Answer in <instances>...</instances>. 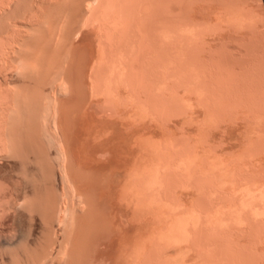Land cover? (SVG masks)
Segmentation results:
<instances>
[{
  "label": "rangeland",
  "instance_id": "374dc122",
  "mask_svg": "<svg viewBox=\"0 0 264 264\" xmlns=\"http://www.w3.org/2000/svg\"><path fill=\"white\" fill-rule=\"evenodd\" d=\"M8 1L11 2V0H5V2L3 0V2H4L3 3L0 0V5L7 7V9H9V10L11 9L10 10L11 14L8 15L7 19H5V16H2V17H4V19L1 18L2 21L0 20V24H2V25H0V29L2 28L0 30V51H1V49L3 51V52L1 51L0 54H2V53L4 54V52L10 48V46H11L10 50H13V52H11L9 50L10 53L8 55V53H7L8 50H7L6 54H4L5 57H2L3 54L0 55V57H1L0 61L5 59L4 60V63H5L6 58L8 59V63L6 61L7 64L3 63V66H1L3 61L0 62V82L2 83V88H0V90H2V92L5 91L6 97H7V95L8 96L12 95L11 98L8 97V99H10V100L13 97H14L13 99H15L18 96L21 98L23 95H24L23 99H25L27 97L31 98L33 93L34 94L35 93L36 94L47 93L48 91H50L49 85L55 84V82L54 83L51 82V81L56 80L55 77L53 78V76H56V78H57V76L59 77L56 80V84H58V86H59V82L61 84V81H59V79L62 80V78L65 76L69 77L68 81H66L67 79L65 80V78H66L65 77V78H63L62 82H67V83L69 82L70 83L72 77H88V78L91 77L92 79H94V76H96V79H94V80L100 81L101 77L109 76L108 68H109V64H110L109 59L111 57V54L112 55L114 54L113 56H115L117 54V52H111V51H109L110 54L108 51L103 52V49H105V50H108V49L109 50H113V49L114 50L115 49H118V50L125 49L126 50L127 49L126 54H128V56H129L128 58L130 59L128 61L129 64L127 67V71H128L127 73L128 74L130 73V74L127 75L126 77H128V76L131 77V75L134 74V77H133L134 79H132V81H130V83H133L135 81V83H134L135 86H133V84H132V86L135 88L138 85L136 88L140 89L142 91L143 101L148 100L150 102H153V103H151L153 106L152 109L153 110L159 109L158 111H160L161 108H158L160 106L159 104H158L159 106H156V105L154 106V103L157 104V102H159L158 97H161L160 94L158 97H155L157 95L153 94V88H154L155 84H157V78L155 77V75H157V74L155 73V70H156L155 68L157 66V63L159 62V59L163 64H165L166 59L170 61L169 63L171 65H170V67L169 66L168 67L171 70H173L172 71L173 73L170 72V76L168 77L169 82L165 81V80H163L161 82V83H163L162 88H164V89H162L163 91L161 92L162 97H163V98H161V100L163 99L162 100L163 106H161L162 107L161 111L164 114L163 113L161 114V112L158 113V111H155V112H157L156 114H161V115L154 117V115H153L154 113L151 111V114L153 113L152 114L153 117L151 118V121H150V120H148V119H150L148 117L150 115V112L146 109V111L149 112L148 113L149 115L147 116L148 119H147V117L146 118L142 117L141 119H143V118L147 119L149 121V124L153 125L152 126L153 131L147 133L150 136L153 134L152 135L153 138L148 137L147 134H144L143 137L146 135L147 138H152V140L153 139L157 140L156 141L157 143L159 140V142H160V143H158V144H160L159 146H161L163 143L165 144V142L168 143V145L163 144V146H161V147H162V149L164 147L167 149L168 153H166V151L164 153L170 155L171 159L173 158V160L172 161L168 160V159H170V157L165 156V154H163V151H161V153L159 152L160 154L159 153L158 154L161 156L163 154V156L166 157L165 158L166 160L163 158V160H165V162L161 161V162L155 163V162H157V159L159 156L157 154L155 156L156 158H154L155 167L158 166V168L161 170L162 167L160 164L164 163L166 166V164L169 163V165H171V167L168 164L166 167L168 169H170V168L172 170L174 169L177 172L181 171V169L179 170V167L178 168L176 167L177 161H179V159L176 158L177 156H175V154H178L179 152H181L183 150V147L186 146V144L188 145V143H189V145H190V143L192 144V141L193 142L197 141L195 144L193 143L192 145L197 146V149L194 147L196 150L194 153L197 154L199 152L200 155H199V153H198V155L201 157H199L198 155H195L196 156L195 165L196 164L197 165H196V167H193V169L194 168L195 169H194V171L193 170L192 171L197 174V171L201 170L199 172V176L202 172V174H201L202 177L200 176V178H202V179L198 178L199 176L196 174H195L196 177L195 176H193V177L191 176V177H192V179L195 177L194 179L197 181L202 180V182H201V185H198L199 187L201 186L199 188L200 190L196 188V187H198L197 185H194V188L192 187L189 189V186H191L190 182H189L188 183L189 186L187 187L189 190L188 191L187 189H185L186 187H184V184H183L182 186L184 187L185 190H187L184 193L188 194L187 198H185L183 201H181L178 197L176 198L173 196H172V198H174V199L168 197L167 199H169V200L166 199L167 200L166 201L164 198L159 197V195L162 192L164 193L165 191H168L167 189H169V186H167V185L169 184V182H170V184H172V185H170L169 191L172 190V192L173 191L182 192L181 190L183 189V187L180 184L176 185L175 182L172 183L171 180H169V178H168L169 181H167L168 184L166 182H164L165 179H163V178H167L166 176L168 175V173L166 174L165 172H163L165 170L162 169L161 170V172H163V174H162V173H160V170L157 168L158 169L157 172L159 171L160 175H165V176H161L162 178H160L159 173H158L159 181L161 179V181L163 182L162 183L160 181V184L162 183V186H164L166 184V186H164L163 188L160 187L161 189L157 186L158 189H160V190L157 189V191H156L157 196H153V197L154 198L156 197L155 200L157 199L160 202V204L158 202H156L159 204V207H160V205L162 207L164 204H165L164 206H166L167 208L170 206L172 213L176 214V216H174L172 218H171L172 215L168 216L171 213L169 210H168L169 214L166 216V214L168 213V211H166L167 208H165L163 206V208H165L163 210V209L158 208L157 205L156 206L154 205L152 208H150L149 210L151 213L150 212H149L150 214L146 213L147 214L146 215L145 212H147V211L145 210V212H144V209L142 207V211L144 212L145 216H147V218L144 217L143 213H142V217H144L146 220L148 219L147 221L144 218L142 219V245L145 247H143V246H141V247L144 249L145 254H143L144 251L141 249L143 251L141 253L142 257L139 261H136V263L137 264H251V263L252 264H264V213H263V211L259 209L262 212V213H260L258 211V208L256 210L255 209L256 207L254 208L253 206L251 207V209L250 208L247 209L245 207L247 210L244 209V207H243V209H242V207L239 209L240 206L236 207V205H234L235 208L237 209V213L239 214L238 215L236 213V209L235 208L232 209V207H233L232 203L233 202H231V205H230L229 204L230 201H228V197L227 196L225 197V194L228 192L226 190L227 188L221 190L223 192L222 193L223 195L218 194V193H221V191H220V189L218 190L216 188L217 186L215 184L216 182H218V181H215V179L218 178L217 180H219V178H220L217 176H219V175L221 176V174H219L221 171L219 172V170L224 169V171H227L226 173H227L228 179L230 177H232V179H233V177H234L233 180H235V181L237 180L239 185L238 184H236V185L239 186L238 188H240V186L242 185V186H244L243 188L245 190H247V191L252 190V192L257 189L253 193H257L259 191V188H260V190H262V188L264 189V63L262 61H260V63L258 62L259 60H264V0H253V1L252 0H250V1L246 0V2L247 1L253 2V4L249 3V2L247 3L249 6V9L253 8L252 12H251V10L248 11V9H247V13L250 12L252 14L253 12H255V14L254 13L253 14L257 18L255 20V17L253 14H252L253 16L252 15L250 16L248 14L247 18H249V21H251V22L250 23L247 22V26L249 25V27H247V28H250V29L248 31V30H245L242 28L241 29L242 31H240V33H242L243 35H246L245 36L246 38L244 36H242V37L238 36L237 37L236 33H234V34L229 33L228 34V32L222 33L221 31L216 30L213 26L214 25L213 23L216 20L215 19L216 16H215V14L212 13L213 11L209 10V8H213L216 5H214L215 3L209 2V1H213V0H209V1L205 0L206 2L202 1L203 4H202V6L200 5V7L202 9L204 8L205 9L204 11L206 13L201 12V14L200 13H196V14H197V16L205 14L206 18H202L204 16H199V17H197V19H198V21H200L202 19H205V21H207V19H208L207 22H210L211 24H213V25H211L213 28L210 27V25L208 24V26L205 29L206 30L209 29V30L207 32L204 31L206 33V36L204 33L205 38L203 37V39L206 42L205 45L206 44L208 45V47L205 46V49H207V48L209 49V47H210L211 49H209V50L215 51V49L217 50V48L219 47V49L217 50L218 52H220L219 50L221 49V51L225 52V54L231 55V56L238 55L239 52H242V53H240V55L241 54L243 55L244 46L246 49L248 48V49L254 50L256 53L255 52H253V53H255L257 56L260 55L259 56L260 59H259V57H257L258 63H255V64H257L256 67L260 66L259 68H257V69H259V71H258L259 73H257L258 76L256 75L258 78L257 77H255V78H257L258 81H261L262 87L260 89V93H258V94H260L259 96H255V97L249 96V98H248V96H245L246 98H248V99L245 98L246 100H248V102L245 101L246 104H244L245 102H243V103L241 102L243 105L241 103H239V99H241V98H239L237 96H233L234 99L231 96H229V97H231L230 98L231 101H230L228 99L229 98L228 96H226L227 99L223 98V100H220V98H216L215 94H211V96H213V98L210 96H209L210 98L209 97H207V98L200 97V99H199V100H201L200 104L202 103V105H205V106L200 105V107H199V104L197 105L196 103H194L196 106H198V108L193 104V102H195L197 100H195V98L192 96H189L190 97L189 98L188 96H186L184 94L185 87L187 86L188 83H186V81H187L186 78L184 79V77H183V72L188 67V64L186 61L188 60V54H187L188 53V46H187V44L189 42H187V41H189L190 39L192 41V39H194V36H196L197 33L194 34L192 32H188V31L183 32L182 31L181 34L178 36V39H175V41L173 42L175 44L172 43V41H173L172 36H171V39L169 40V43L164 44V42L161 43V41H159L157 35L153 31L154 29L153 30L150 29L152 27V25L149 26L150 28L148 27L150 30L149 29L143 30V32L140 33L141 31H140L139 27L138 26L135 27L134 25H136V24L133 23V21L135 19H137L136 18L137 16L135 17V19L133 17H132L133 19L131 18L132 19L131 23L128 21L129 23H127V24H131V25L134 24L133 25L134 28L131 25L129 26V28H126L127 30L124 32L125 36L121 35L122 34L121 32L119 33L121 28L119 29V31H117L118 29L116 30V28L113 27L114 29H110V32H108L109 30L107 29V27L110 26V24L107 22L108 26L106 27L105 22L102 23L103 22L102 17H100V19L102 21L101 23L104 24V26L100 27L99 25H97L98 23L100 24V22H99L100 20L98 22L95 21V24L97 23L95 25L94 20H97L96 17H94L95 15L93 17H91L92 14L88 12L87 7L85 8V6H87V4L86 5L83 4V3H87L86 0H83L84 2L81 1V3H79L80 0H15V1H12L11 3H9ZM215 1H218V0H215ZM222 1L223 0H221V2ZM238 1H240V0H238ZM229 2L227 0V3H229ZM232 2L233 1H231V3ZM242 2L244 4L241 2L240 3L243 4L244 7H240L241 9L239 7H236V5L239 3H236V4L234 3L235 8H237L235 10H236V12H238V11H241L243 9V10H245V13L242 10L238 14L242 15V13H243L244 16H247L246 15V8H248V6H247V4L245 5L244 0ZM8 3L11 5H7ZM209 3H210V6L208 5ZM216 3L218 4V2H216ZM225 3H226V1H225ZM231 3H229L228 5L231 6V8H232L233 6L230 5ZM204 4H207V5H204ZM212 5H214V6H212ZM251 5H252V7H251ZM239 6H241V5L239 4ZM141 7L142 8L144 7L145 9L147 8L145 6H141ZM151 8H153V7H151ZM151 8H150V12L154 11V10L151 11ZM85 9L88 13L85 11ZM232 9H234V8H232ZM23 10L25 11V13L23 12ZM146 12L148 13L149 11H146ZM86 13L88 15L90 14L88 16L90 18L86 17L87 16ZM182 13L180 14V16L178 15V17L181 18V19L179 18V22H177L178 18L175 19L176 23H178L180 25L179 28H181V26H182L181 24H184V22H182V21H184L186 19L185 17H184L185 19L183 18L184 14L182 16ZM127 15H131V14H127ZM138 15H139L138 17H140V13ZM147 15L149 16L150 14H147ZM147 15L145 17L148 20ZM249 16L252 17L251 20H250ZM168 17L172 23L173 20H171L172 18L170 19L171 15H169ZM91 18H94V20H92ZM108 18L110 19V17H108ZM108 18H105V19H108ZM86 19H88V20H86ZM182 19H184V20H182ZM152 20L153 19H151L148 22L150 23ZM4 21H5V23H4ZM105 21H109V20H105ZM252 21L253 22L255 21L254 24L252 23ZM148 22H146V23H148ZM180 22H182V23H180ZM110 23H111V21H110ZM115 23H116V21H115ZM135 23H137V22H135ZM171 23L169 21L167 23V30L170 32L172 30L171 29V26H172ZM251 23L253 24V26H251L252 25ZM262 24H263V26H262ZM137 25H138V23H137ZM162 25H163V30L165 31L166 30L165 23H163ZM9 27H11V28H9ZM99 27L102 29H99ZM118 27H120V26H118ZM245 31H247V33H245ZM1 32L2 33L4 32L5 35H3ZM112 32H114V33H112ZM152 32H154V33H152ZM6 33H7V35H6ZM150 34H151V36H150ZM153 34L155 36L157 43L154 42L155 40H154ZM118 35L119 36L121 35V36L119 37ZM189 37H193V38L189 39ZM239 37L245 39V41L243 40L244 43L243 42L241 43V41L239 40ZM236 39H238V40H236ZM8 40H9V42H8ZM142 40H145L144 44L142 43ZM251 40H254L255 42L251 41ZM15 41H16V43H15ZM184 41H186V42H184ZM247 41H248V43H247ZM101 42H102V47H101ZM116 43L120 47H118L116 45ZM19 44H21V45H19ZM98 44H100V47L102 49L99 47ZM251 44H252V46L248 47ZM158 45H160V46H158ZM121 46H122V48H121ZM166 47H167V51H166ZM220 47H222V48H220ZM224 47L226 48V50ZM13 48H15V49H13ZM240 48L241 49L243 48V50H241ZM3 49H6V50L4 51ZM18 49L19 50L21 49V53ZM91 49H93L94 52H91L90 51ZM246 49L244 50V52L245 53L249 52L248 54H250L251 50L249 51L248 49L247 50ZM97 50H100V52ZM128 52H130V53H128ZM181 53H183V54H181ZM118 54H120V53H118ZM184 54H185V56H184ZM6 55H7V57H6ZM167 55H169V56H167ZM183 63H185V64H183ZM244 64H246V66H244ZM244 64L242 65L244 67L248 68L250 66V64H248V63H244ZM255 64H253V65H255ZM259 64H262V65H259ZM253 65H251V66H253ZM94 66H95V68H94ZM122 68H124V67L122 66L121 69ZM128 68H130V69H128ZM170 69H169V71H170ZM249 69L250 68H248V70ZM131 71H132V74H131ZM171 73L174 76H172ZM175 74H177V75H175ZM113 75H115V73H113ZM212 75L214 77H212ZM61 76H63V77L61 78ZM135 76L137 77V79ZM97 77H100V78L98 79ZM51 78H53V79H51ZM121 78L123 79L124 75ZM215 78H216L215 74H208L207 80L209 81L210 87H215V84L213 83ZM48 79H49V81H48ZM92 79H91L92 82H98V81H94ZM57 81H59V82H57ZM164 81L169 83L168 84L169 87L167 86L168 88L166 87L167 83H164ZM48 82H49V84H48ZM138 82H141V83L138 84ZM3 84H5V86ZM197 84L199 85V84H201V82L199 80H197ZM66 85L69 86V88H74L70 84H66ZM0 86H1V84H0ZM3 86L4 87L7 86V87L3 88ZM50 86H52V85H50ZM54 86L57 87V85H54ZM54 86H52V87H54ZM90 86L92 87V85H90ZM91 87H90V89H91ZM75 88H76V91H82L83 90V91L92 92L90 89L89 90L87 89V88H89L88 85L86 86L83 84H77L75 86ZM3 89H5V90H3ZM6 89H10V90L7 91ZM10 92L12 94H10ZM167 92L168 93L170 92V95ZM261 92H262V94H261ZM6 93H8V94L6 95ZM0 94H1V91H0ZM34 94H33V96H34ZM252 98H253V102H252ZM34 99L35 98L33 97V100ZM166 99H167V101H166ZM245 99L242 98V100H245ZM249 99H250V101H249ZM35 101L37 102V100H35ZM234 101H235V104L231 103ZM31 102L33 103V101H31ZM188 102L190 105L189 104L187 105ZM236 102H238L239 104ZM27 103H28V101H27ZM43 103L45 105L46 101L41 102V105H40V103L37 105H34L35 103H33V106H35L34 109L38 110L37 107H41V106L44 107ZM229 104L231 105V107ZM259 104H260V106H259ZM207 105H208L209 109L204 108ZM148 106H151V105H148ZM190 106L191 107L194 106L193 110L188 109ZM145 107H146V105H145ZM41 108H39V109H41ZM199 108H202V109H199ZM192 111H194V112H192ZM0 117H2L1 113H0ZM243 117L246 119H250V123L253 120L252 124L248 125L246 121L249 122V120H246ZM154 118H155V120H154ZM2 119H3V117L1 118V120ZM35 119H37V117L30 116V119H29V122L31 121L30 125H29V127H27V126L25 127L26 129L24 130L23 134L25 133L24 136L25 137L27 136V137L25 138L26 141H24L23 149L25 148V144H26V147L28 144V142H27V140H29V132L28 131H30L31 135L36 136V134H35L36 132H34V133H32V132H33V128H34V131H36V126L38 125L39 121L36 122ZM40 119H41V117H40ZM26 120H28V118ZM147 120H145V121H147ZM41 122H42V120H40V123ZM41 124L38 125V127H40V129L38 128L37 131L41 130V127H42V126H40ZM190 135H192V136H190ZM157 137H159V138H157ZM36 138H37V136H36ZM188 140H191V142L190 141L188 142ZM43 141H44V139H43ZM161 141H162V143H161ZM176 145L178 147L175 148ZM180 146H183V147H180ZM19 147H21V146L19 145ZM177 148H179L178 149V150H180L179 152L176 150ZM175 151L178 153H176ZM3 153L2 152L0 153L1 154V156H0V186L3 188L2 189L0 187V189H1L0 190V202H1V204L3 202H5V204L3 203L4 204L3 206H6L7 208L2 207L0 205L2 207V208L0 207V264H39V262H40V264L41 263L46 264V262H47L46 261V255H43L42 258H44V259H41V260L38 257H36L35 255H32V254L29 255L28 254V247L29 246L24 245L22 242L23 241V237H22L23 210H26V216H28L27 212L29 210L28 203H26V205H25V202H24L25 200L23 199V193H22L23 192V188H22L23 171L21 172V169H23V163H22L23 158H21V157H23L24 155L21 154V155H19V157H16L17 155L13 156L11 154L8 155V153H6V154L5 153L3 154ZM194 153H193V156H194ZM173 154H174V157H173ZM161 156H159V158L163 157V156L162 157ZM167 157H169V158H167ZM197 157H198V159L200 158V161L198 160L199 162L197 161ZM175 158L177 159V161ZM206 160H207V162H204ZM208 161H209V163L210 162L212 163L211 165L213 168H211L209 170L213 171L214 180L212 179V177H210V176L209 177L213 181L211 179H207L209 177L206 174L210 173V171L204 166V164H207ZM145 162H146V160H145ZM145 162H144V164H145ZM198 163H199V165H202V166H199ZM222 164H223V166H222ZM239 165H241V166H239ZM172 166H174V167L172 168ZM225 166H227V167H225ZM141 167H142V165H141ZM215 167L218 170L215 169ZM232 167H233V169H232ZM238 167L239 168L242 167V168L238 169ZM167 168H165L166 171H167ZM197 168H199V170L195 171ZM212 169L217 170L219 173H216ZM203 170H204V172H205V170H206V172L208 170V172L203 173ZM169 171L170 170H168V172ZM140 172H141V170H140ZM187 173H192V172L187 171ZM214 174H216V176ZM240 174H241V176H240ZM185 175H188V174L185 173ZM205 175L207 176V178L204 177ZM210 175H212V174H210ZM188 176H190V175H188ZM188 176H186L187 179L190 178ZM196 178H198V179H196ZM192 179H190V180L192 181ZM194 181H192V182H194ZM187 182H188V180H187ZM160 184H159V186H161ZM185 184L187 186V183H185ZM212 184L214 186H216L215 188L220 192H218L213 187ZM218 184H219V182H218ZM180 186L182 187L181 190H179V188H181ZM218 187H219V185H218ZM246 187H247V189H246ZM248 187H249V189H248ZM234 189H236V188H234ZM197 190H199L200 193L197 192ZM224 190H226V191H224ZM224 192H225V194H224ZM156 193H155V195H156ZM197 193H199L198 199H197V196H195ZM174 194H175V192H174ZM141 197H143V196H141ZM157 197H159V198H157ZM160 198H161V200H163L162 203H161ZM2 199L5 201H3ZM171 199L173 201L175 200L177 202H174L175 203L174 204L173 201H171ZM197 200H199V202ZM14 201L17 204H15ZM164 201L169 202L170 205L168 203H165ZM170 201L172 204L170 203ZM8 203H9V205H7ZM141 203H142V200H141ZM235 204H237V203H235ZM21 205H22V207H21ZM175 205L177 208L175 207ZM141 206H143V204ZM190 207H191V210H190ZM4 208L6 209L5 211L3 210ZM172 208L175 209L176 212ZM253 208L256 210V212H254ZM193 209H195V210H193ZM238 210H240V212ZM164 211H166L167 213H164ZM190 211L192 213H190ZM247 211H248L249 215L252 212V215H250V217L248 218L249 220L251 218L250 221L246 220L247 216H248ZM156 212L159 213V215H160V213L165 214V217H163L164 215L163 216L161 215V217H158L159 215ZM185 212H187V213H185ZM188 212L191 215L193 214V216L196 215L195 217L192 216V220L195 218L194 222L196 225L193 222L190 225H188L186 223V225H188L186 228L188 230L191 229L192 231L190 230L191 231L190 232L186 229L188 231L187 233H189V232L191 233V235H190V233L188 234L191 237L189 236L188 238H190V239H187L188 243H185L187 246L184 245V247H185L184 254L181 252L180 255L178 253V255L173 256L170 253V255H172V256H170L169 254L166 255V256H169V258H168L166 256L164 257V255H162V257H161V254H157L155 251L152 252L151 249L154 246L151 244H148L149 242H147L148 241L147 239L150 238L149 235L152 234L151 237L157 235L158 234V232H156L157 227L159 229V228L163 227V226L161 227V225L165 226V224L168 222L172 223L170 221L173 219L175 220L177 217L179 218L180 214H181V216H183V218L184 217L186 218V215L188 214ZM3 213H5L6 215L5 214H4L5 216L1 215ZM154 213L157 214V217L155 216ZM234 213L236 215H234ZM246 213H247V215H246ZM244 214H245V216H244ZM237 215H238V217H237ZM154 216H155V218H153ZM255 216L258 218H256ZM149 217H151V219L153 218L152 221ZM166 218H168L169 221H168V219L166 220ZM186 219H184V220H186ZM189 219H191V218H189ZM165 220L167 222H165ZM160 221H162V222H160ZM146 222H148V223H146ZM186 222H188V221H186ZM224 222H225V224H224ZM236 222H238V223H236ZM245 222H248V223H245ZM249 222H250V224H249ZM219 223L221 226L218 225ZM148 225L151 228H153V230L155 228L156 229L154 231H151L150 230L151 228ZM151 225H153V227ZM154 225H156L155 228H154ZM191 225L194 226V228L190 227V229H189L188 227ZM148 227H149V230H148ZM162 230H164V229L162 228ZM157 231H159V230H157ZM147 233L149 234L148 235L149 237L147 236ZM146 244H147V246H146ZM154 244H155V242H154ZM150 245L153 247L150 248ZM156 245L157 244H155V247L157 248ZM148 246L150 248V251L148 250L149 249ZM146 248H148V249H146ZM145 249L148 251H146ZM184 250H181V251H184ZM154 252H155V254H154ZM157 255L161 258H158ZM10 258L13 260L11 261ZM48 263H50V262H48Z\"/></svg>",
  "mask_w": 264,
  "mask_h": 264
},
{
  "label": "bare ground",
  "instance_id": "6f19581e",
  "mask_svg": "<svg viewBox=\"0 0 264 264\" xmlns=\"http://www.w3.org/2000/svg\"><path fill=\"white\" fill-rule=\"evenodd\" d=\"M12 1H15V0H11V2ZM81 1H83V0H80V2L79 3H81ZM119 0H86V2L87 3H83V4H87V6H85V8L87 7V10H88V12L89 13H91L92 15H91V17H93L94 15V17H96V19L97 20H94V18H91L92 20H94V24H95V21L96 22H98L99 20V22H100V24L98 23H96L97 25H99L100 27L101 26H104V24H102V23H104L105 22V25H106V27L108 26L107 24L109 23L110 24V26H108L107 27V29L109 30L108 32H110V29H114V28H116V30L119 28H121L120 29V31H119V29L117 30V31H119V33L121 32L122 34L121 35H123V36H125V31L127 30L126 28H129V26L131 25V24H127V23H131L132 22V19L134 18L135 19V17L137 18V19H135L134 21L135 22H137L138 23V25H137V23H135L134 21H133V23L134 24H136V25H134L133 23V25L135 26V27H139V29H140V33H142L143 32V30H147V29H149L150 27L149 26H151L152 25V27H151V30H153L155 33H156V35H157V37H158V39H159V41H161V43H163L164 42V44L165 43H169V40L171 39V36H172V43L175 41V39H178V36L181 34V32L183 31V32H192V33H194V34H196L197 33V35L196 36H194V39H192V41H191V39L190 38H193V37H189V41H187V42H189L188 44H187V46H188V60L186 61L187 62V64H188V67L184 70V72H183V77H184V79L186 78V83H188L187 84V86L185 87V90H184V94L186 95V96H192V97H194L195 98V100H197V101H195V102H193V104L194 103H196L197 105L199 104V107H200V105H202V103L200 104V101L201 100H199L200 99V97H205V98H207V97H212L213 98V96H211V94H215L216 95V98H220V100H223V98H225V99H227V97L226 96H231L233 99H234V97L233 96H237V97H239V98H241V99H239V103H243V102H248V100H246V99H248L249 98V96L250 97H252V96H259L260 94H258V93H260V89H261V81H258L257 80V76H258V74L257 73H259L258 71H259V69H257V68H259L260 66L259 65H262L263 63H264V60H259L258 62L260 63V61H262L263 63L262 64H259L258 66L259 67H256V65L257 64H255V63H258L257 62V60H258V58L257 57H259L260 55H256L255 53V51L254 50H252V49H248L249 51L251 50V52L253 53V52H255V53H251L250 52V54H248L247 52L245 53L244 52V50L246 49L245 48V46H244V50H243V48L241 49V50H243V55L241 54L240 55V53H242V52H239V54L238 55H233V56H231V55H227V54H225V52H223V51H221V49L219 50L220 52H218L217 50L219 49V47L217 48V50L215 49V51L213 50V51H211V50H209V49H211L210 47H209V49L207 48L208 47V45L206 44L205 45V41H204V39H203V37H204V33L205 32H207L208 30H206L205 28L208 26V24L210 25V27H212L211 25H213L214 26V28L216 29V30H218V31H221L222 33L223 32H228V34L229 33H232V34H234V33H236V36L238 37V36H240V37H242V36H246V35H243L242 33H240V31H242L241 29L243 28V29H245V30H248L249 31V29L250 28H247V27H249V25L247 26V22H251V21H249V18H247L248 17V14L251 16L253 13L255 14V12H253L252 14L249 12V13H247V9H248V11L249 10H251V12H252V9L253 8H251V9H249V6H248V2L250 1H247L246 2V0H244V2H245V5L247 4V6H248V8H246V15L247 16H244L243 15V13H242V15H240V14H238L239 12H241V11H238V12H236V10L235 9H237V8H235V4L236 3H239L241 6H239V4H237L236 5V7H244V3L242 2L243 0H240V1H238V0H228V2L229 3H231V1H233L230 5H232L233 7L232 8H234V9H232L231 8V6H229L228 4L229 3H227V0H223L222 2H221V0H218V1H215V0H213V1H209L210 3L212 2V3H215L214 5H216L215 7H213V8H209V10H211V11H213L212 13L213 14H215V16H216V20H215V22L213 23V24H211L210 22H207L208 21V19H207V21H205V19H202V18H206L205 17V14H203V15H199V16H204V17H200L202 20H200V21H198V19H197V17H199V16H197V14L196 13H200L201 14V12H204V13H206L204 10V8L202 9L201 7H200V5L202 6V4H203V2L202 1H205V0H171V2L170 3H172V4H169L168 5V14L169 15H171V17H170V19L171 20H173L172 21V23H171V21L169 20V22L171 23V32L170 31H168V30H163V28H158V29H155V22H156V19L158 18V16H160L162 13H160L161 11L160 10H158V8L161 6H159L157 3V11L155 10L156 8L155 7H153V8H151L152 6L151 5H149V6H147V5H145V7H147L146 9L144 8H140L141 10H140V17H138L139 15H137L136 14V12L134 11V5L132 4V2L134 1L135 3H136V0H131V4L130 5H123V6H120V5H116V4H118L119 2H118ZM122 2H123V0H121ZM120 1V2H121ZM126 2H128V0H125ZM156 1V0H155ZM161 1V0H160ZM160 1L158 2L159 4H160ZM225 1H226V3H225ZM235 1V2H234ZM238 1V2H237ZM253 1V0H252ZM1 2H3V0H1ZM4 2H5V0H4ZM3 2V3H4ZM9 2V1H8ZM11 2H9V3H11ZM18 2V1H17ZM84 2V1H83ZM141 2H143V1H141ZM162 2V1H161ZM206 2V1H205ZM216 2H218V4L216 3ZM243 3V4H241V3ZM255 2V1H254ZM2 3V4H3ZM7 4V5H11V4ZM14 3V2H13ZM12 3V4H13ZM134 3V4H135ZM210 3L208 4L209 6H210ZM235 3V4H234ZM249 3H252L253 4V2H249ZM17 4V3H16ZM78 4V3H77ZM127 4V3H126ZM138 4V3H137ZM155 4V3H154ZM82 5V4H81ZM165 5V4H164ZM204 5H207V4H204ZM203 5V6H204ZM214 5H212V6H214ZM243 5V6H242ZM250 5V4H249ZM15 6V5H14ZM17 6V5H16ZM84 6V5H83ZM127 7V9H130V12H128V13H126V14H124L125 12H127V11H129V10H127L126 8L125 9H123L124 7ZM129 6H130V8H129ZM136 6V5H135ZM155 6V5H154ZM198 6V7H197ZM218 6V7H217ZM254 6V5H253ZM13 7V6H12ZM131 7H132V9H131ZM151 8V11L152 10H154V11H152V12H150V8ZM251 7H252V5H251ZM9 8V7H8ZM15 8V7H14ZM20 8V7H19ZM135 8H138V6H136ZM138 8V9H139ZM160 8H162V7H160ZM159 8V9H160ZM167 8V7H166ZM149 9V10H148ZM241 9V8H240ZM11 10V9H10ZM9 9H7V7H4L3 5H0V20H1V18H3L4 19V17H2V16H5V19H7V17H8V15L9 14H11ZM131 10L132 11H134L135 13H133V14H136L135 16L131 13ZM144 10V11H143ZM207 10V9H206ZM258 10V9H257ZM85 11H86V9H85ZM123 11H124V13H123ZM146 11H149L148 13L146 12ZM244 11V13H245V10H243ZM23 12L25 13V11L23 10ZM87 12V11H86ZM87 12V13H88ZM155 12V13H154ZM183 12V13H182ZM23 13V14H24ZM86 13V14H87ZM131 13V15H127V14H130ZM138 13V12H137ZM138 13V14H139ZM150 14L149 16L147 15V14ZM154 15H153V14ZM182 13V16H183V14H184V16H183V18L185 19H182V20H184V21H182V22H184V24H181L182 26H181V28H179L180 27V25L178 24V23H176V20L175 19H177L178 21L177 22H179V18L180 17H178V15L180 16V14ZM36 14V13H35ZM85 14V15H86ZM124 14V15H123ZM147 15V17H148V20H147V18L145 17L146 15ZM152 14V15H151ZM211 14V13H210ZM253 14V15H254ZM258 14V13H257ZM20 15V14H19ZM90 15V14H89ZM88 14H87V18H90V17H88L89 16ZM124 17H123V16ZM168 15V16H169ZM252 15V16H253ZM18 16V15H17ZM99 16V17H98ZM152 18H151V17ZM156 16V17H155ZM209 16V15H208ZM249 16V17H250ZM263 16V15H262ZM100 17H102V20H103V22L101 21V19H100ZM104 17V18H103ZM108 17H110V19L108 18ZM133 17V18H132ZM254 17H255V20L257 19L256 18V16L254 15ZM105 18H108V19H105ZM122 18H124V19H122ZM132 18V19H131ZM150 18V19H149ZM161 18V17H160ZM169 18V17H168ZM199 18V19H200ZM139 19V20H138ZM151 19H153L150 23L148 22V21H150ZM167 19V18H166ZM181 19V18H180ZM210 19V18H209ZM252 19V17H250V20ZM86 20H88V19H86ZM90 20V19H89ZM105 20H109V21H105ZM137 20V21H136ZM248 20V21H247ZM2 21V20H1ZM110 21H111V23H110ZM115 21H116V23H115ZM129 21V22H128ZM157 21H158V19H157ZM168 21V20H167ZM210 21V20H209ZM259 21V20H258ZM88 22V21H87ZM102 22V23H101ZM108 22V23H107ZM146 22H148V23H146ZM174 22V23H173ZM182 22H180V23H182ZM255 22V21H254ZM254 22L252 21V23L254 24ZM4 23H5V21H4ZM9 23V22H8ZM92 23V22H91ZM120 23V24H119ZM251 23V24H252ZM7 24V23H6ZM10 24V23H9ZM95 24V25H96ZM102 24V25H101ZM117 24V25H116ZM159 24V23H158ZM253 24L251 25V26H253ZM0 25H2V24H0ZM13 25V24H12ZM16 25V24H15ZM93 25V24H92ZM133 25H131V26H133ZM179 25V26H178ZM88 26V25H87ZM117 26V27H116ZM118 26H120V27H118ZM134 26H133V28H134ZM157 26V25H156ZM159 26V25H158ZM246 26V27H245ZM250 26V27H251ZM260 26V25H259ZM262 26H263V24H262ZM12 27V26H11ZM11 27H9V28H11ZM99 27V29H102V28H100ZM114 27V28H113ZM149 27V28H148ZM157 28V27H156ZM213 28V27H212ZM252 28V27H251ZM2 29V28H1ZM0 29V30H1ZM8 29V28H7ZM170 29V28H169ZM5 30V29H4ZM105 30V29H104ZM122 30V31H121ZM150 30V29H149ZM203 30V31H202ZM3 31V30H2ZM7 31V30H6ZM5 31V32H6ZM107 31V30H106ZM105 31V32H106ZM112 31V30H111ZM205 31V32H204ZM244 31V30H243ZM10 32V31H9ZM154 32H152V33H154ZM220 32V33H221ZM2 33V32H1ZM112 33H114V32H112ZM124 33V34H123ZM245 33H247V31H245ZM250 33V32H249ZM248 33V34H249ZM255 33V32H254ZM3 35H5L4 34V32L2 33ZM14 34V33H13ZM109 34V33H108ZM253 34V33H252ZM251 34V35H252ZM2 35V36H3ZM6 35H7V33H6ZM120 35V36H121ZM223 35V34H222ZM119 36V37H120ZM150 36H151V34H150ZM153 36H154V34H153ZM205 36H206V33H205ZM228 36V35H227ZM254 36V35H253ZM252 36V37H253ZM118 37V38H119ZM128 37V36H127ZM214 37V36H213ZM239 37V40L241 41V43L243 42L244 43V41H245V39L244 38H240ZM7 38V37H6ZM205 38V37H204ZM246 38V37H245ZM181 39V38H180ZM210 39V38H209ZM218 39V38H217ZM233 39V38H232ZM251 39V38H250ZM4 40V39H3ZM154 42L155 43H157L156 42V39H155V36H154ZM236 40H238V39H236ZM244 40V41H243ZM255 40V39H254ZM254 40H251V41H254ZM121 41V40H120ZM144 41L145 40H142V43L144 44ZM158 41V40H157ZM177 41V40H176ZM3 42V41H2ZM6 42V41H5ZM8 42H9V40H8ZM12 42V41H11ZM122 42V41H121ZM184 42H186V41H184ZM198 42V43H197ZM216 42V41H215ZM233 42V41H232ZM255 42V41H254ZM4 43V42H3ZM15 43H16V41H15ZM113 43V42H112ZM247 43H248V41H247ZM7 44V43H6ZM11 44V43H10ZM9 44V45H10ZM106 44V43H105ZM152 44V43H151ZM159 44V43H158ZM173 44H175V43H173ZM19 45H21V44H19ZM99 46H100V44H98ZM116 45H117V43H116ZM161 45V44H160ZM160 45H158V46H160ZM220 45V44H219ZM244 45V44H243ZM242 45V46H243ZM6 46V45H5ZM13 46V45H12ZM101 46H102V42H101ZM108 46V45H107ZM113 46V45H112ZM173 46V45H172ZM205 46H207L206 48L207 49H205ZM224 46V45H223ZM250 46H252V44L251 45H249L248 47H250ZM3 47V46H2ZM8 47V46H7ZM147 47V46H146ZM156 47V46H155ZM169 47V46H168ZM230 47V46H229ZM10 48H11V46H10ZM10 48L9 49H7L8 50V55H9V53H10V51L11 52H13V50H10ZM121 48H122V46H121ZM167 48V47H166ZM179 48V47H178ZM199 48V49H198ZM220 48H222V47H220ZM225 48V47H224ZM13 49H15V48H13ZM145 49V48H144ZM246 49V50H247ZM4 51L6 50V49H3ZM6 50V51H7ZM10 50V51H9ZM19 50V49H18ZM109 50V49H108ZM114 50V49H113ZM123 50H125V49H123ZM122 50V51H123ZM158 50V49H157ZM161 50V49H160ZM163 50V49H162ZM187 50V49H186ZM225 50H226V48H225ZM228 50V49H227ZM1 51H2V49H1ZM0 51V52H1ZM6 51L4 52V54H6ZM20 51V53H21V49L19 50ZM110 51V50H109ZM136 51V50H135ZM171 51V50H170ZM169 51V52H170ZM229 51V50H228ZM261 51V50H260ZM3 52V51H2ZM111 52H112V50H111ZM126 52H127V49L125 50V52H124V54H123V52H122V54H121V52H120V54H116L115 56H113L112 54H111V57H110V64H109V68H108V71H109V76H107V77H97L98 79L100 78L101 80L100 81H98V80H94V79H96V76H94V79H92V80H94V81H98L100 84H98V82L95 84V82L93 83L92 81V83H91V85H92V87L90 86V84L88 85L89 86V88H87L88 90L90 89V87H91V91H92V93L95 95L96 94V97H103L104 96V99H109L110 100V98H111V100H113V99H119L118 101L120 102V104L122 103L121 101H123V104H121V108H122V105H123V107L128 103V100H130V99H132V100H134V99H136L137 97H134V96H136L138 93L135 91L137 88V86L134 88L133 86H135L134 85V83H135V81L133 82V83H130V81H132V79H134L133 77H134V74H132V71H131V77H126L127 75H129L127 72V67H128V64H129V56H128V54H126ZM172 52V51H171ZM180 52V51H179ZM223 52V53H222ZM232 52V51H231ZM237 52V51H236ZM128 53H130V52H128ZM245 53V54H244ZM3 54V53H2ZM2 54H0V55H2ZM3 54V55H4ZM109 54H110V52H109ZM153 54V53H152ZM181 54H183V53H181ZM180 54V55H181ZM186 54V53H185ZM185 54H184V56H185ZM2 55V57H5V55L3 56ZM100 55V54H99ZM157 55V54H156ZM160 55V54H159ZM256 55V56H255ZM135 56V55H134ZM133 56V57H134ZM167 56H169V55H167ZM174 56V55H173ZM6 57H7V55H6ZM163 57V56H162ZM171 57V56H170ZM262 57V56H261ZM1 58V57H0ZM108 58V57H107ZM168 58V57H167ZM135 59V58H134ZM156 59V58H155ZM259 59H260V57H259ZM262 59V58H261ZM1 60V59H0ZM5 60V59H4ZM4 60H2V61H0V62H2V65L1 66H3V63H4ZM165 60V59H164ZM6 61H7V63H8V59L6 58ZM6 61H5V63L4 64H7L6 63ZM139 61V60H138ZM176 61V60H175ZM157 62V61H156ZM168 62V63H167ZM170 61L169 60H167L166 59V62H165V64H163L161 61H160V59H159V62L157 63V66H156V70H155V73L157 74V75H155V77L157 78V84H155V86H154V88H153V94H155V95H157V96H155V97H158L159 96V94L161 95V97H158V101L159 102H157V104L156 103H154V106L156 105V106H159L158 108H161L162 109V107L161 106H163L162 104H163V99L161 100V98H163L162 97V89H164V88H162L163 86H162V84L163 83H161L163 80H165V81H168L169 82V76H170V72H172L173 70H171L169 67H170V63H169ZM244 63H248V64H250V66L251 65H253V64H255V65H253V66H249L248 68H250L249 70H248V68L247 67H244V66H246V64H244ZM181 64V63H180ZM183 64H185V63H183ZM244 64V66H242ZM247 64V65H248ZM95 65V64H94ZM124 67V68H122L121 69V67ZM169 66V67H168ZM178 66V65H177ZM187 66V65H186ZM5 67V66H4ZM7 67V66H6ZM179 67V66H178ZM94 68H95V66H94ZM111 68V69H110ZM131 68V67H130ZM130 68H128V69H130ZM135 68V67H134ZM176 68V67H175ZM6 69V68H5ZM8 69V68H7ZM133 69V68H132ZM136 69V68H135ZM169 69H170V71H169ZM180 70V69H179ZM139 71V70H138ZM113 73H115V75H113ZM127 73V74H126ZM173 73V72H172ZM171 73V74H172ZM176 73V72H175ZM178 74V73H177ZM177 74H175V75H177ZM208 74H215V76H216V78H215V80L213 81V83L215 84V87H210L209 86V81L207 80V78H208ZM123 75H124V78L122 79L121 77H123ZM257 75V76H256ZM138 76V75H137ZM152 76V75H151ZM172 76H174L173 74H172ZM55 77V79L57 80L59 77L57 76V78H56V76H53V78ZM63 76H61V78H62ZM66 77V78H65ZM65 77H63V78H65V80L66 81H68V78L69 77H67V76H65ZM126 77V78H125ZM136 77V76H135ZM212 77H214L213 75H212ZM255 77H257V78H255ZM53 78H51V79H53ZM63 78H62V80H63ZM178 78V77H177ZM50 79V80H51ZM125 79V80H124ZM136 79H137V77H136ZM56 80H54V81H51V82H55V84H50V85H52V86H54V85H57V87L56 86H54V87H52V86H50L49 85V89H50V91H48L46 94H48L49 96H54L55 94H57V93H59V94H61V93H66V92H68V90L70 91V88H69V86H67L66 84H69V82L67 83V82H62V80L61 79H59V81H61V84H60V82L59 81H57V82H59V86H58V84H56ZM64 80V81H65ZM70 80V79H69ZM89 80H91V77L89 78ZM124 80V81H123ZM179 80V79H178ZM177 80V81H178ZM197 80H199L200 82H201V84H197ZM48 81H49V79H48ZM164 81V83H167V85H166V87L168 86V82H165ZM184 81V80H183ZM50 82V83H51ZM88 82V81H87ZM4 83V82H3ZM71 83V82H70ZM89 83H90V81H89ZM137 83V82H136ZM212 83V82H211ZM0 84H1V86H0V88H2V83L0 82ZM48 84H49V82H48ZM74 84V83H73ZM132 84H133V86H132ZM4 86H5V84H3ZM3 86V88H6V87H4ZM81 86V85H80ZM87 86V85H86ZM52 87V88H51ZM71 87V86H70ZM73 87H75L74 85H73ZM165 87V86H164ZM169 87V86H168ZM167 87V88H168ZM75 89V91H76V88H74ZM84 89V88H83ZM3 90H5V89H3ZM7 91H9L10 89H6ZM48 90V89H47ZM81 90V89H80ZM1 91V94H0V113H1V116L3 117V119L1 120V118L2 117H0V153L2 152H4L5 154L6 153H8V155L9 154H11V155H17L16 157H19V155H25V152L23 151V150H25V149H23V145H24V141H26V137L24 136V134H23V132H24V130L26 129L25 127L27 126V127H29V125H30V122H29V119H30V116H32V117H37V119H35L36 120V122L37 121H39L38 122V125L39 124H41L40 126H42L41 127V130H38V131H40V133L37 131V129L39 128L38 127V125L36 126V136H37V138H36V140L35 141H37V143H38V137H39V134L41 135V137H39L40 139H44L45 140V143H46V141H48L47 143H50L51 145H52V143H54V145H52V146H54V147H56L57 146V144H56V142H54V140H55V138L53 139V137H56L55 135L53 136V132H52V128L51 127H47L48 125H47V121H49L50 122V124H51V121L55 118L54 116H55V114H53V113H50V110L52 109V108H55V107H53V105L55 106V99L54 100H52V97H48V96H46V100H43V101H46V104L44 105V103H43V106L44 107H37L38 108V110L36 109H34L35 108V106H33V103H35L34 105H37V104H39L40 103V105H41V102H39L38 103V101L36 102L35 100H33V97L36 95V93L34 94V96H33V94H32V97L31 98H29V97H27V98H25V99H23V96L20 98L19 96L18 97H16L15 99H8V97H12V95L10 96H8L7 94L8 93H6V95H7V97L5 96V91L4 92H2V90H0ZM74 91V90H73ZM83 91V90H82ZM135 91V92H134ZM138 91V90H137ZM167 91V90H166ZM263 91V90H262ZM77 92V91H76ZM81 92V91H80ZM84 92V91H83ZM125 92L126 93H128L129 95H133V98L132 97H130V99H126L127 100V103H126V101H124V99L122 98V97H124V96H122L123 95V93L125 94ZM133 92H134V94H133ZM139 92V91H138ZM152 92V91H151ZM4 93V94H3ZM68 93H70V92H68ZM86 93V92H85ZM89 93H90V91H89ZM98 93V94H97ZM135 93H136V95H135ZM168 93V92H167ZM10 94H12L11 92H10ZM39 94V93H38ZM41 94V93H40ZM44 94V93H43ZM51 94V95H50ZM122 94V95H121ZM169 95H170V92L168 93ZM177 94V93H176ZM261 94H262V92H261ZM98 95V96H97ZM101 95V96H100ZM122 97H121V96ZM126 96H128V95H126ZM142 96V95H141ZM168 96V95H167ZM245 96H248V98H246ZM262 96V95H261ZM61 97V96H60ZM106 97V98H105ZM119 97H121L122 98V100H121V98H119ZM173 97V96H172ZM209 97V98H210ZM231 97H229L228 99L230 100V98ZM35 98V97H34ZM44 98V97H43ZM55 98V97H54ZM128 98H129V96H128ZM152 98V97H151ZM160 98V99H159ZM190 98V97H189ZM242 98L243 99H245V100H242ZM29 99V100H28ZM36 99H37V97H36ZM258 99V98H257ZM263 99V98H262ZM38 100V99H37ZM109 100L107 101V100H104L103 102H104V104L106 103V101L109 103ZM111 100H110V102H111ZM137 100L138 99H136L135 100V102L137 103V105H138V102H137ZM155 100V99H154ZM153 100V101H154ZM211 100V99H210ZM228 100V101H229ZM241 100V101H240ZM26 101V102H25ZM27 101H28V103H27ZM30 101V102H29ZM31 101H33V103L31 102ZM42 101V102H43ZM117 101V102H118ZM166 101H167V99H166ZM231 101V100H230ZM229 101V102H230ZM249 101H250V99H249ZM116 101H115V103H114V101H113V103H114V105L113 104H106V105H109V106H115L114 107V109L115 108H117L116 107V105L115 104H118ZM124 102L126 103L125 105H124ZM130 102V101H129ZM131 102H133V101H131ZM131 102L130 103H128V104H130V107H131ZM135 102H133L134 103V105H135ZM139 102H140V100H139ZM148 102V103H147ZM172 102V101H171ZM221 102V101H220ZM246 102L244 103V104H246ZM252 102H253V98H252ZM31 103V104H30ZM102 103V102H101ZM141 109L142 110H140L141 111V118L142 117H147L149 114V112H150V115L148 116L150 119H148V117H147V119L148 120H150L151 121V118L153 117L152 116V114L154 113L153 112V110H152V114H151V110H149L150 109V106H148V105H151V108H153V106H152V104L151 103H153V102H150V101H142V99H141ZM161 103V104H160ZM231 103H234L235 104V101L234 102H231ZM236 103H238V102H236ZM238 103V104H239ZM241 103V104H242ZM120 104H118L117 106H118V108L117 109H119V107H120ZM127 104V105H128ZM148 104V105H147ZM159 104V105H158ZM189 104V102L187 103V105ZM204 104V103H203ZM212 104V103H211ZM251 104V103H250ZM127 105L124 107V108H126L127 107ZM145 105H146V107H145ZM170 105V104H169ZM190 105V104H189ZM195 105V104H194ZM222 105V104H221ZM224 105V104H223ZM230 105V104H229ZM243 105V104H242ZM248 105V104H247ZM258 105V104H257ZM256 105V106H257ZM108 106V107H109ZM111 106V107H112ZM136 106V105H135ZM196 106V105H195ZM202 106H205V105H202ZM201 106V107H202ZM211 106V105H210ZM218 106V105H217ZM255 106V107H256ZM259 106H260V104H259ZM107 107V106H106ZM107 107V108H108ZM113 107H112V111H110V107L108 108L109 109V111L110 112H113L114 110H113ZM129 107V106H128ZM128 107H127V109H128ZM145 107V108H144ZM149 107V108H148ZM187 107V106H186ZM197 108H198V106H196ZM230 107H231V105H230ZM27 108V109H26ZM39 108H41V110H40V112H39ZM123 108V109H124ZM133 108V107H132ZM135 108V107H134ZM193 108H194V106H190L188 109H192L193 110ZM196 108V109H197ZM204 108H208V105L206 106V107H204ZM246 108V107H245ZM244 108V109H245ZM261 108V107H260ZM107 109V110H108ZM116 109V111L117 112H119L118 110ZM146 109L149 111V112H147L146 111ZM155 109V108H154ZM161 109H160V111H158V113L159 112H161V114L163 113L162 111H161ZM179 109V108H178ZM185 109V108H184ZM199 109H202V108H199ZM209 109V108H208ZM55 110V109H54ZM53 109H52V111H54ZM135 109H133V111H134ZM181 110V109H180ZM186 110V109H185ZM205 110V109H204ZM123 111V110H122ZM125 111V110H124ZM127 111V110H126ZM130 111V110H129ZM11 112V113H10ZM55 112V111H54ZM109 112V113H110ZM128 112V111H127ZM135 112V111H134ZM138 112V111H137ZM166 112V111H165ZM192 112H194V111H192ZM203 112V111H202ZM37 113V114H36ZM44 113V114H43ZM59 113V112H58ZM130 113H132V112H130ZM157 113V112H156ZM249 113V112H248ZM51 114L53 115V116H51ZM57 114V113H56ZM113 114V115H112ZM110 113V116L111 117H113L115 120H117L118 118H121L120 117V115H121V110H120V114H119V117L117 116V117H114L115 115L114 114H117V113ZM161 114H159V115H161ZM164 114V113H163ZM132 115V114H131ZM134 115H136L135 113H134ZM133 115V116H134ZM139 115V114H138ZM153 115H155V114H153ZM157 115V114H156ZM158 115V116H159ZM151 116V117H150ZM163 116V115H162ZM161 116V117H162ZM40 117H41V119H40ZM51 117V121H50V118ZM58 117V116H57ZM130 117V116H129ZM155 117V116H154ZM28 118V120H26ZM159 118V117H158ZM234 118V117H233ZM242 118V117H241ZM244 118V117H243ZM248 118V117H247ZM33 119V118H32ZM113 119V120H114ZM147 119H142V122H144L145 120H147ZM161 119V118H160ZM244 119H246V118H244ZM40 120H42V122L40 123ZM125 120V119H124ZM144 120V121H143ZM147 120V121H148ZM153 120V119H152ZM154 120H155V118H154ZM246 120H249V122L248 121H246L247 122V124L249 125V124H252V122H253V120H252V122L250 123V119H246ZM57 121V120H56ZM117 121H119V120H117ZM131 121V120H130ZM138 121V120H137ZM158 121V120H157ZM245 121V120H244ZM48 122V123H49ZM116 122V121H115ZM120 122V121H119ZM153 122V121H152ZM239 122V121H238ZM243 122V121H242ZM241 122V123H242ZM53 121H52V126H53ZM57 123V122H56ZM132 123V122H131ZM151 123V122H150ZM49 124V125H50ZM149 124V123H148ZM246 124V123H245ZM47 125V126H46ZM57 125V124H56ZM55 125V126H56ZM150 125V124H149ZM117 126V125H116ZM246 126V125H245ZM54 127V126H53ZM59 127V126H58ZM115 127V126H114ZM18 128V129H17ZM31 128V127H30ZM51 128V129H50ZM121 128V127H120ZM132 128V127H131ZM135 128V127H134ZM162 128V127H161ZM170 128V127H169ZM40 129V128H39ZM55 128H53V131L54 132H56L55 130H54ZM124 129V128H123ZM242 129V128H241ZM30 130V129H29ZM129 130H131L130 128H129ZM147 130V129H146ZM60 131V130H59ZM28 132H30V131H28ZM43 132V133H42ZM61 132V131H60ZM112 132V131H111ZM121 132H123V131H121ZM172 132V131H171ZM32 133H34V131L32 132ZM120 133V132H119ZM167 133V132H166ZM185 133V132H184ZM31 134V133H30ZM62 134V133H61ZM142 134V133H141ZM168 134V133H167ZM192 134V133H191ZM123 135V134H122ZM144 135V134H143ZM148 135V134H147ZM153 135V134H152ZM152 135L150 136V135H148V137H152ZM32 136V135H31ZM34 136V135H33ZM43 136V137H42ZM62 136V135H61ZM190 136H192V135H190ZM146 137V135L143 137H141L140 139H142L140 142H141V145H138V146H141V156L142 157H140L141 159L140 160H142V161H140V162H142V167H141V172H140V175H141V184L139 183V186H140V188H141V196H143V197H141L142 199V203H141V200L139 201L140 203V205H142L143 204V206H141V208L143 207V209H144V212H145V210L147 211V212H145V214L146 213H149L150 212V208H152L154 205L156 206H158V208H160V209H165V208H167L166 206H164L163 204V206L165 207V208H163V206L161 207V205H160V207H159V204H160V202L156 199L155 200V198L153 197V196H157V193H156V191H157V189H158V187L160 188V187H164V186H166V184L164 185V186H162V181H161V179H160V181L162 182L161 184H160V181H159V176H160V178H162L161 176H165V175H160V173H162L163 174V172H165L166 174L168 173V175L166 176L167 178H163V179H165V181L164 182H166L167 183V181H169V180H171V182L172 183H176V185H178V184H180L181 186L184 184V187H186L185 189H187L188 190V183L190 182V185L191 186H189V189L190 188H194V185H201V182H202V180L200 181V180H195L194 178L196 177V175H198L199 176V172L201 171H197V170H199V168H197L195 171H197V174L196 173H194L193 171H194V169H193V167H196V165H195V162H196V156L195 155H198V153L196 154V153H194L196 150H195V148L197 149V146H193L192 144L194 143H196L197 141H195V142H193L192 141V144L190 143V145H189V143H188V145L186 144V146H180V147H183V150L181 151V152H179L180 150H178L179 148H177L176 150L179 152H176V153H178V154H175V156H177L176 158L177 159H179V161H177V159H176V161H177V168L179 167V170L181 169V171H179V172H177L176 170H172L171 168L170 169H168L166 166H167V164L169 165V163H167L166 164V166H165V164L164 163H162V164H160L161 165V167H162V169L163 170H165V171H163V172H161V170L158 168V166L157 167H155V163H158V162H165V156H169L170 157V155H168V154H165L164 152L166 151V153H168L167 152V149L165 148H163L162 149V147L161 146H163V144L161 145V146H159L160 144H158V143H160L159 142V140H158V143L156 142L157 140H152V138H145ZM187 137V136H186ZM185 137V138H186ZM58 138V137H57ZM62 138V137H61ZM132 138V137H131ZM135 138V137H134ZM138 138H139V136H138ZM157 138H159V137H157ZM156 138V139H157ZM172 138V137H171ZM191 138V137H190ZM31 139V138H30ZM139 139V140H140ZM194 139V138H193ZM60 140V139H59ZM67 140V139H66ZM130 140V139H129ZM138 140V139H137ZM174 140V139H173ZM195 140V139H194ZM30 141H32V140H30ZM121 141H122V139H121ZM191 142V140H188V142ZM215 141V140H214ZM27 142H29L28 140H27ZM120 142V141H119ZM220 142V141H219ZM36 143V142H35ZM46 143V144H47ZM57 143H58V141H57ZM63 143V142H62ZM121 143V142H120ZM135 143V142H134ZM161 143H162V141H161ZM61 144V143H60ZM64 144V143H63ZM119 144V143H118ZM133 144V143H132ZM165 144H167L168 145V143H166L165 142ZM164 144V145H165ZM183 144V143H182ZM19 145L21 146V147H19ZM26 145V144H25ZM40 145V144H39ZM39 145H37V146H39ZM49 145V144H48ZM47 145V146H48ZM59 145V144H58ZM134 145V144H133ZM166 145V146H167ZM29 146V145H28ZM46 146V147H47ZM118 146V145H117ZM137 146V147H138ZM189 146V147H188ZM34 147V146H33ZM50 147V146H49ZM59 147V146H58ZM61 147H65V145L64 146H61ZM115 147V146H114ZM136 147V148H137ZM176 147H178L177 145L175 146V148ZM195 147V148H194ZM38 148V147H37ZM42 148V147H41ZM45 148V147H44ZM57 148V147H56ZM56 148H55V150H56ZM134 148H135V146H134ZM135 148V149H136ZM169 148V147H168ZM118 149H119V147H118ZM121 149V148H120ZM182 149V148H181ZM36 150V149H35ZM38 150V149H37ZM122 150V149H121ZM128 150V149H127ZM132 150H133V147H132ZM131 150V151H132ZM139 150V149H138ZM233 150V149H232ZM41 151V150H40ZM62 151H63V149H62ZM110 151H111V149H110ZM116 151H118V150H116ZM115 151V152H116ZM134 151V150H133ZM161 151H163V154H165V156H163V154H162V156L161 155H159L160 153H161ZM198 151V150H197ZM24 152V153H23ZM35 153L37 152V151H34ZM44 152H45V150H44ZM57 152H60V151H57ZM112 152V151H111ZM111 152H110V154H111ZM123 152V151H122ZM138 152V151H137ZM160 152V153H159ZM3 153V154H4ZM61 153V152H60ZM126 153H132V152H126ZM136 153V152H135ZM159 153V154H158ZM193 153H194V156H193ZM37 154V153H36ZM39 154H41V153H38V155ZM43 154V153H42ZM63 154V153H62ZM107 154V153H106ZM113 154V153H112ZM111 154V155H112ZM117 154V153H116ZM116 154H114V156H116ZM119 154V153H118ZM134 154V153H133ZM136 154H138V153H136ZM159 155V156H161L162 158H159V156H158V159L160 160H158L157 159V162H155L154 163V158H156L155 156L156 155ZM170 154V153H169ZM7 155V156H8ZM44 155V154H43ZM59 155V154H58ZM61 155V154H60ZM66 155V154H65ZM120 155H122V154H120ZM140 155V154H139ZM138 155V156H139ZM199 155H200V153H199ZM198 155V156H199ZM0 156H1V154H0ZM5 156V155H4ZM36 156V155H35ZM40 156V155H39ZM45 156V155H44ZM119 156V155H118ZM130 156H131V154H130ZM135 156H137V155H135ZM135 156H134V158H135ZM36 157H38V156H36ZM43 157V156H42ZM61 157V156H60ZM67 157V156H66ZM102 157V156H101ZM132 157V156H131ZM130 157V158H131ZM169 157H167V158H169ZM173 157H174V154H173ZM199 157H201V156H199ZM21 158H23V157H21ZM49 158V157H48ZM115 158V157H114ZM117 158V157H116ZM115 158V160H113L112 158V160L114 161H109V162H111L112 164L114 163L115 164V162H118L119 160L118 159H116ZM120 158V157H119ZM163 158L165 159V160H163ZM35 159V158H34ZM41 159V158H40ZM54 159V158H53ZM64 159V158H63ZM110 159V160H111ZM122 159V158H121ZM128 159H129V155H128ZM132 159H133V157H132ZM131 159V160H132ZM174 159V160H175ZM31 160V159H30ZM33 160V159H32ZM57 160V159H56ZM58 160H62V158L61 159H58ZM118 160V161H117ZM145 160H146V162H145ZM168 160H170V161H172L173 160V158L171 159V157H170V159H168ZM200 161V158L198 159V157H197V161ZM43 161V160H42ZM63 161V160H62ZM126 161H128V160H126ZM130 161V160H129ZM137 161V160H136ZM198 161V162H199ZM234 161V160H233ZM64 162V161H63ZM67 162V161H66ZM122 162V161H121ZM135 162V161H134ZM134 162H129L130 164H127L126 162V164L125 165H129V167H130V165H132V163L134 164ZM144 162H145V164H144ZM175 162V161H174ZM204 162H207V160L206 161H204ZM23 163V162H22ZM34 163H36V162H34ZM42 163V162H41ZM58 163V162H57ZM110 163V164H111ZM147 163V164H146ZM172 163V162H171ZM203 163V162H202ZM201 163V164H202ZM230 163V162H229ZM56 164V163H55ZM59 164L61 165V166H64L63 164H61L60 162H59ZM112 165V166H117V165H119L118 163H116L117 165ZM123 164V163H122ZM144 164V165H143ZM212 163L210 162L209 163V161H208V163L207 164H204V166L209 170V169H211V168H213L212 167V165H211ZM232 164V163H231ZM106 165V164H105ZM125 165L124 166H120L121 168H120V170L121 169H125V173L127 174V176H132L133 175V173L135 172V171H137V169L135 170V169H133L132 171V174H130L129 172L130 171H128V172H126L127 170H129V168H127V170H126V168H124L125 167ZM198 165H199V163H198ZM226 165V164H225ZM228 165V164H227ZM235 165V164H234ZM30 166V165H29ZM39 166V165H38ZM37 166V167H38ZM44 166V165H43ZM109 166V165H108ZM111 166V167H112ZM167 168V171H166V169L164 168ZM170 167H171V165H169ZM175 166V165H174ZM174 166H172V168L174 167ZM199 166H202V165H199ZM214 166V165H213ZM222 166H223V164H222ZM233 166V165H232ZM239 166H241V165H239ZM22 167V166H21ZM32 167V166H31ZM49 167V166H48ZM65 167H66V165H65ZM110 166L108 167L109 169L111 168ZM140 167V166H139ZM160 167V168H161ZM204 167V168H205ZM225 167H227V166H225ZM39 168V167H38ZM43 168V167H42ZM58 168V167H57ZM67 168V167H66ZM65 168V169H66ZM70 168V167H69ZM107 168V171L109 170ZM133 168H135V165H134V167ZM160 170V173H159V171L157 172V170L158 169ZM203 168V167H202ZM205 168V169H206ZM223 168V167H222ZM240 168H242V167H240ZM239 167H238V169H240ZM24 169V168H23ZM23 169H21V172L23 171ZM56 169V168H55ZM64 169V170H65ZM75 169V168H74ZM112 169H114V167L112 168ZM117 169V168H116ZM119 169V168H118ZM201 169V168H200ZM215 169H217L216 167H215ZM232 169H233V167H232ZM38 170V169H37ZM63 170V169H62ZM67 170V169H66ZM93 170V169H92ZM115 170V169H114ZM123 170H121L122 171V173H123ZM138 170H140L139 168H138ZM168 170H170L169 172H168ZM172 170V171H171ZM193 170V171H192ZM208 170H207V172H208ZM212 170H214V169H212ZM218 170V169H217ZM217 170H214L216 173H219L220 171L222 172H220L219 174H221V176L219 175V176H217V177H220L219 178V180H217L218 178H216L215 179V181H218L219 182V184H218V182H214L215 184H216V186H214L213 184V187L215 188H217L218 190L220 189V191L221 190H223V189H226L228 192L225 194V192H224V194H225V197L227 196L228 197V201H230L229 202V204L231 205V202H233L232 204H233V207H232V209H234L235 208V206L234 205H236V207L238 206H240L239 207V209L242 207V209H243V207H244V209H248V208H250L251 209V207L253 206L256 210H257V208H258V211L260 212V213H262L260 210H262L263 211V213H264V189L262 188V190H260V188H259V191L257 192V193H253V192H255V191H253L252 192V190L251 191H247V190H245L243 187L244 186H240V188H238L239 186H237L236 184H238V182H237V180L235 181V180H233L234 179V177H233V179H232V177H230L229 179L227 178L228 176H227V171H224V169H220L219 170V172L217 171ZM227 170V169H226ZM230 170V169H229ZM27 171V170H26ZM43 171H45V170H43ZM57 171V170H56ZM60 171V170H59ZM68 171V170H67ZM95 171V170H94ZM113 171V170H112ZM111 171V174L113 173ZM116 171H119V170H116ZM115 171V172H116ZM187 171L189 172H192V173H187ZM210 171V170H209ZM36 172V171H35ZM34 172V173H35ZM205 172H206V170H205ZM204 172V170H203V173H205ZM206 172V173H207ZM212 172V173H211ZM214 172V173H215ZM48 173V172H47ZM65 173V172H64ZM86 173V172H85ZM94 173V172H93ZM118 173V172H117ZM124 173V174H125ZM158 173H159V176H158ZM164 173V174H165ZM185 173L186 174H188V175H190V176H188V175H185ZM226 173V174H225ZM239 173V172H238ZM36 174V173H35ZM50 174V173H49ZM69 174H71L70 173V171H69V173H68V175ZM84 174V173H83ZM87 174V173H86ZM123 174V176L124 177H122L123 179L125 178H128V177H126L125 175ZM130 174V175H129ZM193 174V175H192ZM196 174V175H195ZM201 174H202V172H201ZM201 174H200V176H201ZM210 174H212V175H210ZM33 175V174H32ZM63 175V174H62ZM75 175V174H74ZM102 175V174H101ZM106 175V174H105ZM115 175V174H114ZM117 175V174H116ZM115 175V176H116ZM134 175H136V174H134ZM138 175V174H137ZM208 177L210 176V177H212V179L214 180V176H213V171H210V173H208V174H206ZM204 176V177H206L207 178V176ZM215 176H216V174H214ZM226 175V176H225ZM40 176V175H39ZM38 176V177H39ZM66 176V175H65ZM88 176H90L89 174H88ZM104 176V175H103ZM102 176V177H103ZM108 176V175H107ZM169 176V177H168ZM186 176H188V177H190L189 179H187V177ZM193 176H195L193 179H192V177ZM200 176L198 177V178H200ZM240 176H241V174H240ZM38 177H36L37 179H38ZM60 177H61V175H60ZM59 177V178H60ZM69 177H70V175H69ZM101 177V176H100ZM137 177V176H136ZM185 177V178H184ZM202 177V176H201ZM207 178V179H211V178ZM34 178V177H33ZM71 178V177H70ZM77 178V177H76ZM83 178V177H82ZM96 178V177H95ZM133 178V177H132ZM168 178H169V180H168ZM198 178H196V179H198ZM25 179V178H24ZM29 179V178H28ZM31 179V178H30ZM62 179V178H61ZM63 179H64V176H63ZM62 179V180H63ZM66 179V178H65ZM69 179V178H68ZM75 179V178H74ZM89 179V178H88ZM129 179V181H131L130 180V178H128ZM128 179H126V181L128 180ZM140 179V178H139ZM186 179V180H185ZM190 179H192V181H194V182H192ZM200 179H202V178H200ZM211 179V180H212ZM232 179V180H231ZM39 180V179H38ZM43 180V179H42ZM61 180V181H62ZM77 180V179H76ZM100 180V179H99ZM138 179H136L135 181H137ZM187 180H188V182H187ZM190 180V181H189ZM212 180V181H213ZM40 181V180H39ZM38 181V182H39ZM50 181V180H49ZM91 181V180H90ZM207 181V180H206ZM209 181V180H208ZM63 182L64 181H62V184H63ZM67 182V181H66ZM66 182H64V184L66 183ZM82 182V181H81ZM93 182V181H92ZM111 182V181H110ZM123 184H124V186L125 185H128V184H125V180H124V182H123V180L121 181ZM120 182V183H121ZM131 182H133V180L131 181ZM131 182H129V185H130V187H131ZM192 182V183H191ZM204 182V181H203ZM2 183V182H1ZM31 183H33V182H31ZM45 183V182H44ZM50 183H52L51 181H50ZM67 183H69V182H67ZM137 183V182H136ZM185 183H187V186H186V184ZM210 183V182H209ZM240 183V182H239ZM242 183V182H241ZM3 184V183H2ZM74 184V183H73ZM72 184V185H73ZM138 184V183H137ZM159 184L161 185V186H159ZM168 184V183H167ZM219 185V187H218V185ZM244 184V183H243ZM4 185V184H3ZM31 185V184H30ZM35 185V184H34ZM47 185V184H46ZM50 185V184H49ZM66 185V184H65ZM70 185V184H69ZM106 185V184H105ZM135 185V184H134ZM134 185H132V188H135L134 187ZM170 185H172V184H170V182H169V184L167 185V186H169V189H170ZM239 185V184H238ZM77 186V185H76ZM88 186V185H87ZM102 186V185H101ZM104 186V185H103ZM121 186H122V184H121ZM136 186V188H137V186L138 185H135ZM138 186V187H139ZM158 186V187H157ZM180 186V187H181ZM237 186V187H236ZM262 186V185H261ZM1 187V186H0ZM5 187V186H4ZM32 187H33V185H32ZM35 187V186H34ZM51 187V186H50ZM53 187V186H52ZM63 187V189H64V187L65 186H62ZM67 187V186H66ZM65 187V188H66ZM73 187H74V185H73ZM83 187V186H82ZM126 188H128L127 186H125ZM179 187V186H178ZM183 187V186H182ZM182 187L181 188H179V190H181L182 189ZM184 187H183V189H184ZM196 187V186H195ZM201 187V186H200ZM199 186L198 187H196L197 189H199L200 188ZM203 187V186H202ZM251 187V186H250ZM2 188V187H1ZM54 188V187H53ZM68 188H70V187H68ZM81 188V187H80ZM94 188V187H93ZM92 188V189H93ZM122 188H123V186H122ZM139 188V189H140ZM177 188V187H176ZM213 188V189H214ZM215 188V189H216ZM234 188H236V189H234ZM258 188V187H257ZM3 189V188H2ZM130 189V188H129ZM161 189V188H160ZM160 189H158V190H160ZM169 189H167V190H169ZM181 190L183 193L184 192H186L187 190ZM214 189V190H215ZM216 189V190H217ZM239 189V190H238ZM246 189H247V187H246ZM248 189H249V187H248ZM1 190V189H0ZM33 190V189H32ZM53 190V189H52ZM66 190V189H65ZM68 190V189H67ZM96 190V189H95ZM123 190V189H122ZM125 190V189H124ZM200 190V189H199ZM199 190H197V192H199ZM217 190V191H218ZM226 190H224V191H226ZM231 192H230V191ZM254 190V189H253ZM3 191V190H2ZM38 191V190H37ZM126 191V190H125ZM127 191H130V190H127ZM140 191V190H139ZM165 191V190H164ZM189 191V190H188ZM203 191V190H202ZM220 191H218V192H220ZM40 192V191H39ZM51 192V191H50ZM63 192H65V191H63ZM134 192V191H133ZM161 192V191H160ZM171 192V191H170ZM175 192V191H174ZM217 192V193H218ZM66 193V192H65ZM69 193V192H68ZM127 193V192H126ZM140 193V192H139ZM155 193H156V195H155ZM163 193V192H162ZM180 193V192H179ZM200 193V192H199ZM199 193H197L195 196H197V199H198V197H199ZM223 192L221 191V193H218V194H222ZM97 194V193H96ZM128 194V193H127ZM167 194H169V192L167 193ZM40 195V194H39ZM64 195V194H63ZM67 195V194H66ZM76 195V194H75ZM79 195V194H78ZM134 195V194H133ZM132 195V196H133ZM140 195V194H139ZM161 195V194H160ZM160 195H159V197H160ZM223 195V194H222ZM56 196V195H55ZM131 196V197H132ZM161 196H163V194L161 195ZM5 197V196H4ZM3 197V198H4ZM27 197V196H26ZM39 197V196H38ZM63 197V196H62ZM135 197H136V194H135ZM134 197V198H135ZM159 197H157V198H159ZM168 197V196H167ZM172 197V196H171ZM170 197V198H171ZM201 197V196H200ZM203 197V196H202ZM55 198V197H54ZM67 198H68V196H67ZM78 198H80V197H78ZM90 198H92V197H90ZM134 198H133V200H134ZM163 198V197H162ZM177 198V197H176ZM196 198V197H195ZM40 199V198H39ZM56 199H57V197H56ZM128 199H130L129 197H128ZM127 199V200H128ZM138 199V198H137ZM165 200H166V198H164ZM172 199H174V198H172ZM171 199V201H173ZM180 199V198H179ZM3 200V199H2ZM13 200V199H12ZM86 200V199H85ZM160 200H161V198H160ZM167 200H169V199H167ZM166 200V201H167ZM191 200V199H190ZM3 201H5V200H3ZM11 201V200H10ZM9 201V202H10ZM46 201V200H45ZM49 201V200H48ZM73 201V200H72ZM81 201V200H80ZM89 201V200H88ZM87 201V202H88ZM171 201H170V203H171ZM198 202H199V200H197ZM227 201V202H228ZM237 201V202H236ZM8 202V201H7ZM18 202V201H17ZM25 202V201H24ZM41 202V201H40ZM47 202V201H46ZM131 202V201H130ZM136 202V201H135ZM156 202H158V203H156ZM163 202V200H161V203ZM165 202V201H164ZM174 202H177V201H173V203ZM201 202V201H200ZM4 204H5V202H3ZM1 204V202H0V205L2 206V207H6V206H3L4 204ZM14 203H15V201H14ZM19 203V202H18ZM27 203V202H26ZM29 203V202H28ZM71 203V202H70ZM128 203H129V201H128ZM138 202H136V204H137ZM156 203V204H155ZM165 203H168L169 204V202H165ZM235 203H237V204H235ZM12 204V203H11ZM10 204V205H11ZM15 204H17V203H15ZM45 204V203H44ZM77 204V203H76ZM126 204V203H125ZM132 204H133V202H132ZM138 204V205H139ZM167 204V205H168ZM172 204V203H171ZM175 204V203H174ZM7 205H9V203L7 204ZM26 205V204H25ZM90 204H88V206H89ZM123 205V204H122ZM139 205V206H140ZM170 205V204H169ZM195 205V204H194ZM201 205V204H200ZM0 206V207H1ZM15 206V205H14ZM17 206V205H16ZM64 206V205H63ZM78 206V205H77ZM110 206V205H109ZM128 206V205H127ZM134 206H135V203H134ZM133 206V207H134ZM183 206V205H182ZM204 206V205H203ZM1 207V208H2ZM21 207H22V205H21ZM136 207V206H135ZM138 207V206H137ZM173 207V206H172ZM175 207H176V205H175ZM174 207V208H175ZM246 207V208H245ZM7 208V207H6ZM12 208V207H11ZM14 208V207H13ZM35 208V207H34ZM43 208V207H42ZM51 208V207H50ZM79 208V207H78ZM86 208V207H85ZM171 207L169 206L167 209H166V211H170L171 213L169 214V211H168V213L166 212V211H164V213H167L166 214V216L168 215V216H170V215H172L171 216V218L172 217H174V216H176V214H173L172 213V210L170 209ZM177 208V207H176ZM187 208V207H186ZM253 208V209H254ZM46 209V208H45ZM154 209V208H153ZM173 209V208H172ZM180 209V208H179ZM236 209V208H235ZM246 209V210H247ZM254 209V212H256V210ZM260 209V210H259ZM4 211L6 210L5 208L3 209ZM8 210V209H7ZM72 210H73V208H72ZM88 210V209H87ZM175 212H176V210L175 209H173ZM188 210V209H187ZM190 210H191V207H190ZM193 210H195V209H193ZM199 210V209H198ZM24 211V210H23ZM80 211V210H79ZM183 211V210H182ZM239 212H240V210H238ZM251 211V210H250ZM253 211V210H252ZM22 212V211H21ZM45 212V211H44ZM144 212L142 211V213H143V215H144V217H146L147 218V216H145V214H144ZM174 212V213H175ZM198 212V211H197ZM196 212V213H197ZM243 212V211H242ZM245 212V211H244ZM28 213V212H27ZM85 213V212H84ZM151 213V212H150ZM149 213V214H150ZM157 213V212H156ZM184 213V212H183ZM185 213H187V212H185ZM190 213H192L191 211H190ZM236 213H237V209H236ZM247 213H248V211H247ZM247 213H246V215H247ZM5 213H3V214H1V215H4ZM70 214V213H69ZM148 214V215H149ZM155 214V213H154ZM158 215H159V213H157ZM157 214H155V216L157 217ZM226 214V213H225ZM232 214V213H231ZM238 214V213H237ZM6 215V214H5ZM4 215V216H5ZM147 215V214H146ZM161 215L163 216V217H165V214H161L160 213V215L158 216V217H161ZM179 215V214H178ZM188 215V216H187ZM186 215V218L184 217L183 218V216H181V214H180V219L178 220L177 218L173 221V220H171L170 222H172V223H166L165 224V226L164 225H161V227L164 229V230H162V228H159L158 229V227H157V230H159V231H157L156 230V232H158V234L157 235H155V236H153V237H151L152 236V234L151 235H149L148 233H147V236L149 235L150 236V238L149 239H147L148 241L147 242H149L148 244H151V245H153L154 247H155V244H157L156 246H157V248L155 247H153V246H151L150 245V248H152L151 249V251L153 252V251H155L157 254H161V257H162V255H164V257L166 256V255H170V253L173 255V256H176V255H178V253H179V255H180V253L182 252L183 254H184V252H185V247H184V245L185 246H187L185 243H188L187 241V239H190V238H188L190 235H191V229H190V227H192V228H194V226H189L188 228L191 230H188L186 227L188 226V225H190V224H192V222L195 224V222H194V220H195V218L192 220V216H193V214L191 215V214H189V212H188V214ZM199 215V214H198ZM233 215V214H232ZM234 215H236L235 213H234ZM239 215V214H238ZM238 215H237V217H238ZM250 215H252V212H251V214ZM250 215H249V213H248V216H247V219L246 220H249L248 218L250 217ZM155 216L153 217V218H155ZM196 216V215H195ZM195 216H193V217H195ZM221 216V215H220ZM223 216V215H222ZM244 216H245V214H244ZM83 217V216H82ZM121 217V216H120ZM144 217H142V219L144 218ZM152 217V216H151ZM151 217H149L150 219H151ZM191 218V219H189V218ZM228 217V216H227ZM226 217V218H227ZM230 217V216H229ZM236 217V216H235ZM241 217V216H240ZM256 217V216H255ZM49 218H51V217H49ZM57 218V217H56ZM152 218V219H153ZM198 218V217H197ZM244 218V217H243ZM246 218V217H245ZM254 218V217H253ZM256 218H258V217H256ZM260 218V217H259ZM2 219V218H1ZM104 219V218H103ZM145 219V218H144ZM152 219H151V221H152ZM164 219V218H163ZM168 218H166V220H167ZM184 219H186V220H184ZM189 219V220H188ZM223 219V218H222ZM232 219V218H231ZM242 219V218H241ZM240 219V220H241ZM45 220V219H44ZM78 220V219H77ZM100 220V219H99ZM146 220V219H145ZM148 220V219H147ZM146 220V221H147ZM157 220V219H156ZM155 220V221H156ZM162 220V219H161ZM165 220V222H167ZM178 220V221H177ZM192 220V221H191ZM199 220V219H198ZM197 220V221H198ZM226 220V219H225ZM243 220V219H242ZM245 220V221H246ZM250 220H251V218H250ZM249 220V221H250ZM253 220V219H252ZM258 220V219H257ZM140 221V220H139ZM138 221V222H139ZM168 221H169V219H168ZM180 221V222H179ZM186 221H188V222H186ZM191 221V222H190ZM196 221V222H197ZM232 221V220H231ZM56 222V221H55ZM60 222H62V221H60ZM69 222V221H68ZM75 222V221H74ZM91 222V221H90ZM102 222H104V221H102ZM101 222V223H102ZM149 222V221H148ZM148 222H146V223H148ZM160 222H162V221H160ZM174 222V223H173ZM233 222V221H232ZM257 222V221H256ZM78 223V222H77ZM155 223V222H154ZM164 223V222H163ZM176 223V224H175ZM186 223L188 224V225H186ZM198 223V222H197ZM221 223V222H220ZM220 223L218 224V225H220ZM229 223V222H228ZM236 223H238V222H236ZM245 223H248V222H245ZM42 224V223H41ZM49 224H50V222H49ZM59 224V223H58ZM72 224V223H71ZM150 224V223H149ZM156 224V223H155ZM193 224V225H194ZM200 224V223H199ZM224 224H225V222H224ZM232 224V223H231ZM249 224H250V222H249ZM248 224V225H249ZM56 225V224H55ZM146 225V224H145ZM196 225V224H195ZM252 225V224H251ZM46 226V225H45ZM62 226V225H61ZM144 226V225H143ZM149 226V225H148ZM152 227H153V225H151ZM155 226L156 225H154V228H155ZM221 226V225H220ZM253 226V225H252ZM43 227V226H42ZM150 227V226H149ZM149 227H148V230H149ZM196 227V226H195ZM198 227V226H197ZM223 227V226H222ZM254 227V226H253ZM28 228H29V226H28ZM151 228V227H150ZM43 229V228H42ZM71 229V228H70ZM156 229V228H155ZM154 229V230H155ZM161 229V230H160ZM190 231L189 233H190V235H188L189 233H187L188 231ZM44 230V229H43ZM140 230V229H139ZM151 231H154L153 230V228H151L150 229ZM194 230V229H193ZM46 231V230H45ZM120 231V230H119ZM150 231V232H151ZM220 231V230H219ZM122 232V231H121ZM145 232V231H144ZM149 232V233H150ZM153 233V232H152ZM194 233V232H193ZM218 233V232H217ZM30 234V233H29ZM60 234V233H59ZM121 234V233H120ZM142 234V233H141ZM44 235H45V233H44ZM74 235V234H73ZM131 235V234H130ZM123 236V235H122ZM144 236V235H143ZM148 236V237H149ZM51 237V236H50ZM134 237V236H133ZM132 237V238H133ZM145 237V236H144ZM191 237V236H190ZM200 237V236H199ZM53 238V237H52ZM110 238V237H109ZM122 239V238H121ZM138 239V238H137ZM144 239V238H143ZM120 241V240H119ZM200 241V240H199ZM60 242V241H59ZM69 242V241H68ZM153 242V243H152ZM154 242H155V244H154ZM130 243H131V241H130ZM31 244V243H30ZM144 244V243H143ZM123 245V244H122ZM121 245V246H122ZM62 246V245H61ZM135 246V245H134ZM134 246H133V248H134ZM143 246V245H142ZM146 246H147V244H146ZM126 247V246H125ZM143 247H145V246H143ZM184 247V248H183ZM148 248H149V246H148ZM148 248H146V249H148ZM150 248L148 249L149 251H150ZM70 249V251H71V248H69ZM89 249V248H88ZM129 249V248H128ZM136 249V248H135ZM141 249L144 251V249L141 247ZM145 249V250H146ZM65 250V249H64ZM75 250V249H74ZM117 250V249H116ZM138 250H139V248H138ZM148 250H146V251H148ZM181 250H184V251H181ZM34 251V250H33ZM61 251V250H60ZM136 251V250H135ZM142 251V252H143ZM65 252V251H64ZM127 252V251H126ZM129 252V251H128ZM132 252V251H131ZM141 252V253H142ZM155 252H154V254H155ZM40 253V252H39ZM43 253V252H42ZM57 253V252H56ZM63 253V252H62ZM69 253V252H68ZM136 253V252H135ZM149 253V252H148ZM147 253V254H148ZM176 253V254H175ZM60 254V253H59ZM91 254V253H90ZM130 254V253H129ZM137 254H140L139 252L137 253ZM143 254H145V251H144V253ZM175 254V255H174ZM60 255H62V254H60ZM128 255V254H127ZM126 255V256H127ZM132 255H134L133 254V252H132ZM172 255H170V256H172ZM85 256V255H84ZM118 256V255H117ZM130 256V255H129ZM135 256H138V255H135ZM158 256V255H157ZM55 257V256H54ZM54 257H49L48 259H49V261L46 259V264L48 263V262H50V263H48V264H55V263H57V261H55V258ZM57 257V256H56ZM61 257H63V256H60V257H58V259L57 260H59V261H61ZM77 257H78V255H77ZM142 257V256H141ZM161 257H159L158 256V258H161ZM163 257V258H164ZM166 257H168L169 258V256H166ZM75 258V257H74ZM73 258V259H74ZM93 258V257H92ZM128 258L129 257H127L126 259V262H128L129 260H128ZM132 258H134V257H132ZM140 257L138 256V259H139ZM26 259V258H25ZM42 259H44V258H42ZM78 259V258H77ZM97 259V258H96ZM99 259V258H98ZM131 259V258H130ZM10 260L12 261L13 259H11L10 258ZM72 260V259H71ZM80 260V259H79ZM93 260V259H92ZM119 260V259H118ZM135 260V259H134ZM159 260V259H158ZM248 260V259H247ZM253 260V259H252ZM4 261V260H3ZM65 261V260H64ZM75 261V260H74ZM90 261V260H89ZM120 261V260H119ZM142 261V260H141ZM145 261V260H144ZM152 261V260H151ZM44 262V261H43ZM82 262V261H81ZM117 262V261H116ZM121 262V261H120ZM157 262V261H156ZM162 262V261H161ZM37 263V262H36ZM58 263H60V262H58ZM114 263V262H113ZM129 263V262H128ZM136 263V262H135ZM147 263V262H146ZM164 263V262H163ZM39 264H40V262H39ZM42 264V263H41ZM45 264V263H44ZM82 264V263H81ZM118 264V263H117ZM126 264V263H125ZM137 264V263H136ZM252 264V263H251Z\"/></svg>",
  "mask_w": 264,
  "mask_h": 264
},
{
  "label": "crops",
  "instance_id": "0c3cea01",
  "mask_svg": "<svg viewBox=\"0 0 264 264\" xmlns=\"http://www.w3.org/2000/svg\"><path fill=\"white\" fill-rule=\"evenodd\" d=\"M120 1L121 0H119L118 1L119 3L116 5L123 6V5H130L131 4L130 3L131 0H128V2H126L125 0H123V2L122 1L120 2ZM141 1H143V2H141ZM159 1L160 0H156V1L155 0H136V3L133 1L132 4L134 5V11L136 12L137 15H138L139 11L142 9V7H140V6L151 5L152 7H155L156 8L155 10L157 11V6L161 5L160 7H162V8L159 7L160 9L158 8V10H160L161 11L160 13H162V14L160 16H158V18H157L158 21L156 19L155 29L163 28L162 24L165 23V27L167 30V23L169 21L168 5L172 4V3H170L171 0H161L162 2L160 1V4H159L158 3ZM135 5L138 6V8L140 7L141 9L135 8L136 7ZM127 7L125 6L123 9H125V8L127 9ZM129 8H130V6H129ZM131 9H132V7H131ZM127 10H129V11H127L125 13L123 11V13L126 14V13L130 12V9H127ZM134 11L131 10V13L132 12L135 13ZM133 15H135V14H133ZM122 19H124V18H122ZM117 46L120 47L119 45H117ZM122 50L123 49H121V50L115 49V50H112V52H117V53L123 52L124 53L125 50H123V51ZM90 51L94 52L93 49H91ZM97 51L100 52V50H97ZM106 51L109 52V50L103 49V52H106ZM166 51H167V48H166ZM89 81H90V83H89ZM91 83L92 82H91V80H89L88 77H72L71 83H69V84L72 86L73 85L76 86L77 84H83V85H89L90 84L91 85ZM96 83L97 82H95V84ZM100 83L98 82V84H100ZM139 83H141V82H138V84ZM74 88H70V91L68 90V92H70V93H68V92L61 93V94L57 93L54 96H52L51 94H50L51 96H49L46 93L45 94L39 93V94H36L34 96L35 97L34 100L38 99L37 100L38 102H42L43 100H46V96L52 97V100L55 99V101H56L54 103L55 106L53 105V107H55V108H52L53 110L55 109L54 110L55 112L52 111V109L50 110V113L55 114V116H54L55 118L52 120L54 122L53 123L54 127L52 126L51 117L49 118L51 121V124L49 121H47L48 126L47 125L46 126L52 128L53 136L54 135L56 136V137H53V139L55 138L54 142H56L57 148L52 146V145H54V143H52V145H51L50 143H47L48 141H46V143H47L46 144L45 140L43 141V139H40L39 138V137H41L40 131H39V133H40L39 137L37 139L38 143H37V141H35L36 136L35 135L31 136V134L29 132V140H28L29 142L27 144V147L25 145V148H24L25 149L24 150L25 155L23 156V168L24 169H23V178H22L23 199L25 200V204H26V201H27V203L29 202L28 203L29 210L27 213L28 216H26V210L23 211V229H22L23 241L22 242L24 245L29 246L28 247V254L29 255L30 254L35 255L40 260L42 259L43 255H46L47 260H49L51 257L55 256L54 257L55 261L60 262V263H56V264H81V263L82 264H117V263L118 264H125V263L126 264H135L136 261H139L141 259V252H142V250H141V246H142V234H141L142 233V208H141V205L139 204L140 203L139 201L141 200V188L139 186V183L141 182L140 170H141V163H142V162H140L141 161L140 157H142V156L140 153L141 152V146H138V145H141L142 139H140V138L143 136V134H147L148 132L153 131L152 130L153 125L152 124L149 125L148 124L149 121L142 122V119H141L142 113L140 110H142V109L140 108L141 107L140 102H141V99L143 101L142 91L140 89L135 90L138 93L137 95L135 93L136 96H134V97H137L136 99H138L137 100L138 105L135 102L136 99L133 98V95L128 94L129 92L128 93L125 92V94L123 93V95L121 94L124 97H122L120 95L124 99V101H126V103H127V100L130 99V97H132L134 99V100H132V99L128 100V103L133 101V102H135L136 106L134 105L133 102H131V107H130V104L127 103L128 104L127 105L124 102V105L126 104L127 107L129 106L127 109V107L124 108L126 105L124 107L122 105V108H121V104H123V101H121L122 103L120 104V102H119L120 100L118 98L116 100L115 99L111 100V98H110V100H111V102H110V100L108 98L104 99V96L99 97L97 95L98 97H96V94L95 95L93 94L94 92L93 93L92 92L89 93V91H84V92L83 91H81V92L77 91L76 92ZM134 92H133V94H134ZM126 95H128L129 98ZM36 96H37V99H36ZM121 97H119V98H121ZM122 98H121V100H122ZM104 100H107V101L109 100V103L106 101V103L104 104V102H105ZM139 100H140V102H139ZM113 101H114V103H115V101L116 102L118 101L119 103L118 102L117 103L120 104V107H119V109H117L118 104H115L117 108L114 109L115 106L113 107L111 105L113 107L114 111L110 112V111H112L111 110L112 107L109 105L110 104L114 105ZM106 104H109V105H106ZM106 106L110 107V111L108 109L109 107L107 108ZM116 109L119 112H117ZM133 109H135L134 110L135 112L133 111ZM151 109L152 108L150 106V110ZM40 110L41 109H39V112H40ZM120 110H121L120 117L121 116L122 117L117 119L120 121L119 122V121L115 120L116 118L114 119L113 117H111L110 113L112 114L115 112L117 114H114L115 115L114 117H117V116L119 117ZM155 111H157V110H153V112L155 114L154 116L157 117L159 114L156 115ZM130 112H132V113H130ZM134 113L136 115H134ZM51 116H53V115L51 114ZM53 128H55L54 130L56 132L53 131ZM129 128L131 130H129ZM33 131H34V128H33ZM121 131H123V132H121ZM138 136H139V138H138ZM121 139H122V141H121ZM30 140H32V141H30ZM57 141H58V143H57ZM37 145H39V146H37ZM64 145H65V147H61ZM134 146H135V148L137 146L138 147L135 149ZM118 147H119V149H118ZM132 147H133L134 151L132 150ZM55 148H56V150H55ZM62 149H63V151H62ZM110 149L112 152L110 151ZM44 150H45V152H44ZM116 150H118V151H116ZM34 151H37L36 152L37 154ZM57 151H60L61 153L57 152ZM128 151L132 152V153H126ZM110 152H111V154L112 153L113 154L111 155ZM135 152L138 154H136ZM38 153H41V154H39L40 156L38 155ZM114 154H116V156H114ZM120 154H122V155H120ZM130 154L133 157V159L130 156ZM35 155L38 157H36ZM128 155H129V159H128ZM135 155H137V156H135ZM134 156H135V158H134ZM114 157L115 158L117 157L116 159H118V160L120 159L119 161L117 160L118 162H115V164L113 163L114 165H117L116 163H118L119 165H117V166H112L113 164L111 162L113 160H115ZM61 158L64 162L62 160H58ZM108 160L111 162H109ZM126 160H128V161H126ZM131 161L132 162L135 161V162H134V164L132 163V165H130V167H129V165H125L127 162H128L127 164H130L129 162H131ZM34 162H36V163H34ZM59 162L61 164H63L64 166H61L59 164ZM65 165L67 168L65 167ZM108 165L110 167L111 166L112 167L109 169ZM121 165L122 166L125 165L124 168H126V167L129 168V170H127V168H126V170H127L126 172L130 171L129 172L130 174H132L133 169H135V170L137 169V171H135L132 176H127L128 173L126 174L124 172L125 169L124 170L121 169V170H123V173L120 170V168L122 167ZM134 165H135V168H133ZM113 167L115 170L112 169ZM107 168L109 169L108 171H107ZM138 168L140 170H138ZM43 170H45V171H43ZM116 170H119V171H116ZM69 171L71 173V174H69L71 178L68 175ZM111 171L113 172L112 174H111ZM88 174L90 176H88ZM114 174L115 175L117 174V175L115 176ZM123 174L126 177L130 178L131 181L133 180V182L129 181L128 178H126V179H128L127 181L125 178L123 179L122 178V177H124ZM134 174H136V175H134ZM60 175H61V177H60ZM63 176H64V179H63ZM36 177H38V179L40 181ZM136 179H138V180L135 181ZM49 180L52 183H50ZM61 180L64 182L67 181L69 183L66 182L65 183L66 185H65L63 182V184H62ZM122 180H123V182L125 180V184H128L125 186H127L128 188H126L124 186V184L121 182ZM31 182H33V183H31ZM129 182H131L130 183L131 187L129 185ZM72 184L74 185V187ZM121 184H122L123 188H122ZM134 184L138 185L139 187L137 186V188H136V186ZM32 185H33V187H32ZM132 185H134L135 188H132ZM62 186H65V187L67 186V187L66 188L64 187V189H63ZM68 187H70V188H68ZM127 190H130V191H127ZM63 191H65L66 193ZM168 192H169V194H167ZM135 194H136V197H135ZM160 194L161 195L163 194V196L160 195V197L167 199L168 197L170 198L171 196H173V197L180 198L181 201H183L188 196L187 193H183V192L179 193V191H175V194H174V191L172 192V190H171V192L168 190V191H165L164 193H160ZM67 196H68V198H67ZM56 197H57V199H56ZM78 197H80V198H78ZM90 197H92V198H90ZM128 197L130 199H128ZM133 198H134V200H133ZM128 201H129V203H128ZM135 201L138 203L136 204ZM132 202H133V204H132ZM134 203H135L136 207L134 206ZM88 204H90V205L88 206ZM72 208H73V210H72ZM49 217H51V218H49ZM60 221H62V222H60ZM102 221H104V222H102ZM49 222H50V224H49ZM28 226H29V228H28ZM44 233H45V235H44ZM130 241H131V243H130ZM133 246H134V248H133ZM69 248H71V251ZM138 248H139V250H138ZM131 251L133 252L134 255H132ZM138 252L140 254H137ZM59 253L62 255H60ZM77 255H78V257H77ZM135 255H138L140 258L138 259V256H135ZM60 256H63V257H61V261H59L60 259L57 260L58 257H60ZM127 257H129L128 258L129 263L126 262ZM132 257H134V258H132Z\"/></svg>",
  "mask_w": 264,
  "mask_h": 264
}]
</instances>
